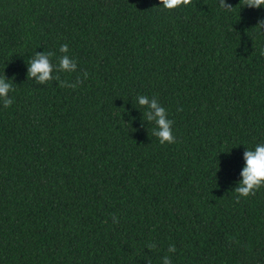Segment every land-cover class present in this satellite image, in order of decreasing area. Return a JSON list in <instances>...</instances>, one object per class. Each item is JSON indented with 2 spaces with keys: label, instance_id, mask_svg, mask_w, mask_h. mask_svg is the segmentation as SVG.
Here are the masks:
<instances>
[{
  "label": "trees",
  "instance_id": "trees-1",
  "mask_svg": "<svg viewBox=\"0 0 264 264\" xmlns=\"http://www.w3.org/2000/svg\"><path fill=\"white\" fill-rule=\"evenodd\" d=\"M226 3L0 0L13 89L0 103V264H264V187L234 192L264 143V6ZM64 44L73 73L56 69ZM45 52L53 79L40 84L28 62ZM140 95L165 108L175 143L152 134Z\"/></svg>",
  "mask_w": 264,
  "mask_h": 264
},
{
  "label": "clouds",
  "instance_id": "clouds-1",
  "mask_svg": "<svg viewBox=\"0 0 264 264\" xmlns=\"http://www.w3.org/2000/svg\"><path fill=\"white\" fill-rule=\"evenodd\" d=\"M192 3V0H160V5L165 10H175L180 7H187ZM246 7H252L259 9L264 6V0H244ZM219 7L221 9L230 10L233 7L226 3V0H219ZM259 26L264 27V21L259 23ZM59 51L64 53L58 58L56 65L57 71H63L67 73H73L77 69V63L74 59L70 58L67 53L69 51L68 45L64 44L60 47ZM55 53L45 52L36 53L32 57L29 64L28 78H35L40 84L49 83L53 79L54 65L51 62V57ZM261 55H264V50L261 51ZM88 73H84L86 79ZM56 79H59L57 76ZM83 81L77 78V83L72 85L75 89ZM61 87H66V83L61 81ZM13 91L12 84L5 78H0V103L3 107L9 108L13 104V100L9 97V92ZM138 104L140 107L146 109L145 118L149 122H154L156 128L153 130V135L159 139L160 144H171L175 143V137L172 133L173 121L168 119L167 112L162 107L157 99H151L146 95H140L137 97ZM246 166L242 171L243 179L239 182L238 186L234 189L237 193V203H239L240 197L247 198L254 196L258 190L264 187V143L257 144L254 150H246L245 152ZM113 223H118L119 219L115 215L112 217ZM149 248L154 247L153 244L148 245ZM169 253H175V245H170L168 248ZM163 264H171L169 256L164 257Z\"/></svg>",
  "mask_w": 264,
  "mask_h": 264
}]
</instances>
